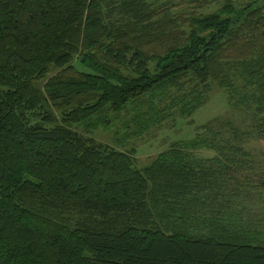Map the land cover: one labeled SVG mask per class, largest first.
Listing matches in <instances>:
<instances>
[{
    "label": "trees",
    "instance_id": "trees-1",
    "mask_svg": "<svg viewBox=\"0 0 264 264\" xmlns=\"http://www.w3.org/2000/svg\"><path fill=\"white\" fill-rule=\"evenodd\" d=\"M214 89L246 91L264 140V0H0V264H264V231L217 204L240 146L137 169L71 128L124 113L141 134Z\"/></svg>",
    "mask_w": 264,
    "mask_h": 264
},
{
    "label": "rangeland",
    "instance_id": "rangeland-1",
    "mask_svg": "<svg viewBox=\"0 0 264 264\" xmlns=\"http://www.w3.org/2000/svg\"><path fill=\"white\" fill-rule=\"evenodd\" d=\"M245 92L228 101L225 91L214 89L191 116H171L141 134H136V128L130 123L132 114L126 116L124 113L118 118L109 116L111 123L106 127L87 129L85 124H80L71 128L97 143L132 153L137 169L145 168L158 154L174 146L184 151L188 163L224 167L231 164V154L225 151L226 144L240 146L243 151L239 156L241 178L246 179L241 194L233 195L232 199H220L217 204L223 208L225 219L236 221L238 225L242 220L258 226L263 232L264 187L261 192L256 187L260 183L264 185V140L254 131L258 118L240 101Z\"/></svg>",
    "mask_w": 264,
    "mask_h": 264
}]
</instances>
